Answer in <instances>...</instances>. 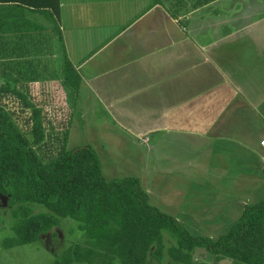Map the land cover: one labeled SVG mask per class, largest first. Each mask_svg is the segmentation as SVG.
<instances>
[{"label": "crops", "instance_id": "crops-1", "mask_svg": "<svg viewBox=\"0 0 264 264\" xmlns=\"http://www.w3.org/2000/svg\"><path fill=\"white\" fill-rule=\"evenodd\" d=\"M4 86L0 105L28 102L68 146L78 116L101 114L94 150L186 135L224 162L206 170L217 188L237 184L227 158L239 187L264 183V0H0Z\"/></svg>", "mask_w": 264, "mask_h": 264}, {"label": "trees", "instance_id": "trees-1", "mask_svg": "<svg viewBox=\"0 0 264 264\" xmlns=\"http://www.w3.org/2000/svg\"><path fill=\"white\" fill-rule=\"evenodd\" d=\"M69 66L66 61V73ZM72 87L76 93L79 81ZM0 89L1 99L7 86ZM39 113L33 108L24 117L0 105V195L9 199L16 219L15 236L4 240V247L32 244L69 218L86 240L69 246L53 264H193L199 249L218 260L264 264V199L246 205L217 240L194 236L149 204L136 177L107 181L95 150H69V134L46 132ZM54 145L58 152L49 156L45 152ZM165 235L175 244L166 248Z\"/></svg>", "mask_w": 264, "mask_h": 264}, {"label": "rangeland", "instance_id": "rangeland-1", "mask_svg": "<svg viewBox=\"0 0 264 264\" xmlns=\"http://www.w3.org/2000/svg\"><path fill=\"white\" fill-rule=\"evenodd\" d=\"M14 111L20 114L23 109L17 107ZM76 120V130L70 146L67 145L69 150L87 146L88 142L96 143L100 140L98 136L104 133L106 139H110V124H102L107 121L101 114L97 117L89 115L84 120L78 116ZM101 124L103 128L99 127ZM94 127L96 131L92 130ZM110 127L113 129L112 124ZM53 129L57 131L56 127ZM155 135L157 139L152 136L140 141L129 136L126 140L119 139L121 145L114 146L108 153L103 147H94L103 176L107 181L137 176L149 204L176 218L192 235L217 240L238 221L246 205L257 204L264 199V183L249 189L237 185L248 181L245 176L232 173L233 167H230L228 158L226 164L230 170L222 173L231 175L232 181L237 184L218 188L214 185L216 180L208 178L212 172L206 171L207 168L209 165L216 168L219 165L224 169L225 164L218 161L217 151L213 147L202 144L198 139H187L186 135L164 132ZM52 148L45 153L56 155L58 150L54 149L55 145ZM203 155H207L206 158ZM260 166H263L262 163ZM202 182L208 186L203 187ZM37 210H41V207H37ZM15 223L9 199L0 195V264H53L69 246L86 240L78 224L68 218L62 219L59 227L41 236L38 241L8 249L3 242L15 236L12 229ZM165 244L168 248L175 243L165 235ZM165 257V262H168L167 252ZM193 257V264H238L229 258L218 260L217 256L203 249L194 252Z\"/></svg>", "mask_w": 264, "mask_h": 264}, {"label": "water", "instance_id": "water-1", "mask_svg": "<svg viewBox=\"0 0 264 264\" xmlns=\"http://www.w3.org/2000/svg\"><path fill=\"white\" fill-rule=\"evenodd\" d=\"M2 196V195H1ZM5 198H7V197H5ZM8 199V198H7Z\"/></svg>", "mask_w": 264, "mask_h": 264}]
</instances>
